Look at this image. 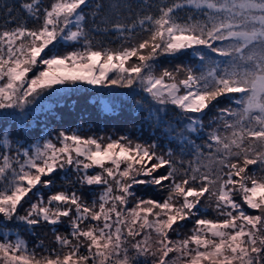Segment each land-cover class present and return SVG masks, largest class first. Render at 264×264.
Instances as JSON below:
<instances>
[{
    "label": "snow or ice",
    "instance_id": "6c2138e0",
    "mask_svg": "<svg viewBox=\"0 0 264 264\" xmlns=\"http://www.w3.org/2000/svg\"><path fill=\"white\" fill-rule=\"evenodd\" d=\"M78 85L127 90L163 142L21 143L32 106ZM0 264H264V0H0Z\"/></svg>",
    "mask_w": 264,
    "mask_h": 264
},
{
    "label": "trees",
    "instance_id": "16d2710c",
    "mask_svg": "<svg viewBox=\"0 0 264 264\" xmlns=\"http://www.w3.org/2000/svg\"><path fill=\"white\" fill-rule=\"evenodd\" d=\"M7 3H12L13 0H5ZM45 3L47 1L45 0ZM182 15L184 13H181ZM112 46H116L117 40L115 37L110 38ZM107 44L108 41L105 40ZM66 49H60V52ZM162 67H174L177 64H189L191 62L190 55H180L175 58L161 57ZM103 96L108 93L106 89H100L98 91ZM109 92H119L120 95L115 101V112L111 114H102L96 103L91 102L92 89L87 87L71 93L65 104L57 106L53 114L46 115L45 122L43 123V129L48 130L50 134L54 136L59 131H71L80 130L82 135H96V136H118L120 134L132 135L133 137H140L148 139L149 137L158 138L163 142L164 137L160 135L159 131H153L147 124H142L144 117L143 112L133 111L134 101L126 95L127 90L113 89ZM105 93V94H104ZM72 103V104H70ZM207 122V117L205 118ZM42 128L35 127L28 130L26 133L19 131L23 137L22 140L29 138L31 140L37 139L45 131ZM198 142L203 143V140L197 138ZM54 186L51 191H57L61 188ZM138 194L145 198H157L162 200L165 193L158 192L155 189L140 187ZM86 198L90 195L88 191H85ZM47 230V229H43ZM63 231V230H62ZM28 237V236H27Z\"/></svg>",
    "mask_w": 264,
    "mask_h": 264
},
{
    "label": "rangeland",
    "instance_id": "374dc122",
    "mask_svg": "<svg viewBox=\"0 0 264 264\" xmlns=\"http://www.w3.org/2000/svg\"><path fill=\"white\" fill-rule=\"evenodd\" d=\"M47 1V0H46ZM68 45L64 44L63 41H61L59 44L56 45V48L53 49V51H59L60 49H67ZM87 87L88 89H92V97L90 98L91 102L96 103V105L99 107L100 112L102 114H111L115 112V109L113 112L111 113H105L102 110V102L106 101L109 97L108 96H102V93H99L98 91L100 90L99 88H91L89 86H85V85H78L77 89L78 90H65L64 92L61 93V95L57 96L55 94L52 95H46L44 97V99L40 102L41 106H37V105H33V109L34 111L31 112V119L30 121L27 122L28 126L20 129L19 131H22V133H26L28 130L33 129L35 127H38L39 129L43 127V123L45 122V116L48 114H53L56 107L60 106L62 104H65L67 97L71 94V93H76L77 91L83 89ZM106 91L108 92L107 94L110 95L111 92H109L110 90L106 89ZM105 94V93H104ZM72 104V103H70ZM43 129V128H42ZM45 129H43L44 131ZM44 138H50V139H55V136L53 134H50L48 132V130H45L40 137H38L37 139L31 140L29 138H26L25 140H21V143H24L25 146H29L32 143H38L41 142ZM98 171V170H96ZM55 186L56 187H60V186H64V178H63V173H59L56 175V179H55ZM49 189H41V192H43L45 198L47 197L48 193H49ZM87 191V190H85ZM159 192V191H158ZM88 193L90 194L88 196L87 199L91 200L95 195L98 194V190L95 191H88ZM33 200H35V197H33ZM131 206V205H130ZM28 208V204L25 203L23 208L19 209L20 214H24L25 209ZM250 213H252V210H248ZM254 214V213H252ZM207 216L209 218H214L215 217V213L208 211L207 212ZM187 224V227H185L184 229H182V232L184 233H188L189 229L192 227L191 222H185ZM63 230V228L61 229ZM13 231H16V229H13ZM38 236L40 239L44 240V243L50 246H54L51 244V240H52V236H51V232L48 230H40L38 229ZM19 234L28 242L29 247H32L34 244L38 243L37 240V236H33L30 235L27 232H23L20 231ZM28 236V237H27Z\"/></svg>",
    "mask_w": 264,
    "mask_h": 264
}]
</instances>
